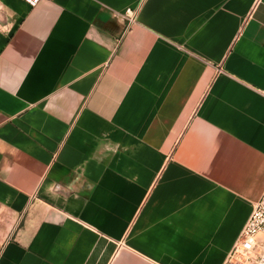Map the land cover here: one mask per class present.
<instances>
[{
    "label": "crops",
    "instance_id": "1",
    "mask_svg": "<svg viewBox=\"0 0 264 264\" xmlns=\"http://www.w3.org/2000/svg\"><path fill=\"white\" fill-rule=\"evenodd\" d=\"M263 193L264 0H0V264H234Z\"/></svg>",
    "mask_w": 264,
    "mask_h": 264
},
{
    "label": "built area",
    "instance_id": "2",
    "mask_svg": "<svg viewBox=\"0 0 264 264\" xmlns=\"http://www.w3.org/2000/svg\"><path fill=\"white\" fill-rule=\"evenodd\" d=\"M30 7H37L43 0H22ZM128 20L132 23L137 12L128 10ZM229 261L234 264H264V193L254 205L253 211L242 229Z\"/></svg>",
    "mask_w": 264,
    "mask_h": 264
}]
</instances>
